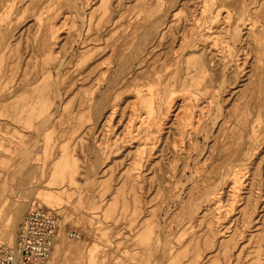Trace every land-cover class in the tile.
<instances>
[{
  "label": "rangeland",
  "instance_id": "rangeland-1",
  "mask_svg": "<svg viewBox=\"0 0 264 264\" xmlns=\"http://www.w3.org/2000/svg\"><path fill=\"white\" fill-rule=\"evenodd\" d=\"M144 1H80L77 15L65 0H0V234L11 224L12 209L33 197L34 207L54 210L68 244L82 247L80 252L71 250L59 256L54 264H139L143 248L152 242L146 239L148 226L141 229L140 237L135 235L137 222L131 221L135 210L141 208L144 213L138 220H156L172 247L189 240L188 264H257L259 257L264 260V247L263 255L257 252V235L264 233L263 35L254 36L250 45L240 42L228 47L223 43L196 49V57L207 60L215 70L204 75L205 79L213 78L208 84L215 91L191 95L183 100V106L171 108L163 121L164 135L150 157L143 145L146 139H138L132 132L137 129L141 113L135 89L147 81L135 76L165 68L161 75L168 79L176 69L173 56L182 49L179 33L162 45L153 47L150 42L141 61H129L128 67L134 71L126 78L133 82L110 92L100 119L87 105L75 107L78 91L91 88L92 96L93 86L98 87L100 78L109 74L107 69L113 72L123 60L121 57L130 51L136 24L125 30L126 25ZM107 8L110 9L106 11ZM111 11L114 25L98 22ZM179 14L180 18L184 16V12ZM260 14L264 15V9ZM114 42L121 45L117 55L111 57ZM221 60H225L231 74L223 90L219 89L222 79L221 75L215 76L218 68L214 66L219 61L223 65ZM188 62L191 69L197 68L195 58L190 57ZM181 64L186 66V58ZM8 72H12L10 80ZM55 83L59 95L51 94ZM149 87L152 91L159 88L150 85L143 89ZM5 89L16 90V97L2 102ZM49 94V124L41 126L40 114L46 106L42 103L38 109L22 114L24 101H37ZM180 94L174 97L181 100ZM190 114L195 125L185 130L182 139L180 128L189 121ZM32 117L31 123H26L25 118ZM242 117L250 121L245 134L248 143L235 156L238 142L234 137ZM24 150L29 156L21 168L22 175L18 159ZM64 166L70 172L67 176L61 174ZM222 169L226 172L225 183L217 203L205 202L199 206V213L191 216L189 209L201 194L203 177L208 172L214 177L211 171ZM255 171L259 181L252 186ZM131 174L141 183L136 190L125 186ZM235 174L243 183L236 191V200L232 183ZM68 181L71 184L67 192L61 193L60 187ZM46 193L58 195L56 203H44L41 196ZM253 195L258 198L259 208L244 222L246 201ZM32 205L23 213L14 239L0 243L12 244L16 240ZM64 214L70 219L64 220ZM211 229H215L214 239L210 238ZM65 230L79 233L81 239H69ZM237 231L241 233L237 243L244 248L225 249V238ZM209 240L213 243L206 249L204 244ZM168 255L160 257L153 252L151 264H161L164 258V264H171L167 259L171 254Z\"/></svg>",
  "mask_w": 264,
  "mask_h": 264
},
{
  "label": "bare ground",
  "instance_id": "bare-ground-1",
  "mask_svg": "<svg viewBox=\"0 0 264 264\" xmlns=\"http://www.w3.org/2000/svg\"><path fill=\"white\" fill-rule=\"evenodd\" d=\"M65 1L74 10L75 14L77 13L78 15V4L80 3V1L83 3L91 4V2L95 0H65ZM144 2H145L144 6L139 9L137 15L131 17L129 19L130 21L126 25L125 30L130 28L132 25L136 24L135 31L133 33V38H131L129 41V44L131 45L130 51L127 54H125L123 57H121L123 60H121V63L117 66V68L113 70V72L111 68L107 69L109 74L107 76L104 74L105 76L100 78L98 87L95 85L93 86L92 88L93 91L91 92L92 96H89V92L91 91V88L86 90L81 89L78 91L76 96L77 99H76L75 107L76 109H82L85 108V106L87 105V107L90 108V110L93 109L95 110L96 115L100 119L102 117L103 114L102 112L106 107V104H108L110 98L109 94H111L110 92L115 93L117 90H120L122 84L123 86L126 87L129 84H131V82H133L130 79L128 80L126 78L128 73L130 75L132 73L131 70H133L128 67L129 61H135V60L137 62L141 61V58L143 57V52L149 50L147 49V46L149 45L150 42H153L152 45L153 47L162 45L165 40L169 41L171 39H174L175 35L179 33V36L181 35L180 39H181L182 49L181 52H178L175 55V57L173 56L172 60L175 63L176 69L170 72V76L168 79L165 80L166 77L163 78V75H161V73L165 70V68L161 70H157L153 73L145 72L144 73L145 75L142 76L141 74L137 73V75L135 76V79L144 78L147 81H144L140 85H137L135 89L136 100L141 113L137 116V118L139 119L137 123V129L132 132H136V136L138 137V139H142V138L146 139V142H144L143 145L146 146L145 149L146 154L148 157H150L153 154L152 152L154 149V145L158 141L159 137L161 138V136L163 137L164 135L162 134L163 121L169 117L171 108L173 106H176V108L179 106H183L182 104L185 103L183 100H185L191 95H198L200 93L205 94L206 92L212 93L215 91V88H211L210 85L208 84L212 82L213 78L212 77L207 79L204 78V75L206 73L212 72L213 70L211 69L210 65H208L207 60H205L202 57H198V58L196 57L198 56L196 49L201 47V49L203 50L208 46L209 48L218 47L223 43H225L228 47H230L232 44H236L240 42L246 45L247 44L250 45L251 40H254V36H258V35L264 36V15L262 16L260 14V10L264 9V4H263V0H145ZM109 9L110 8H107L106 11ZM181 12H184V16L182 18L179 17L180 15L179 13ZM82 21L86 22L84 18L82 19ZM114 21L115 20L113 17V13L111 11L110 14H107V12H105L104 15L100 17L98 22L110 26V25H114ZM122 37L125 36L123 35ZM97 39L98 38H95L94 40ZM114 43L115 44H111V49H110L111 57H115L117 55L118 53L117 51L121 45L119 44V42H114ZM260 44H264V40L260 42ZM260 53H262V50L260 51ZM190 57L195 58V63L197 64L196 69H191L190 63L188 62V60H190ZM183 58H186L187 61L186 66L181 64ZM98 60L99 59H97V61ZM97 61L93 62L92 64L96 63ZM212 61L213 59H211V62ZM221 62L223 63V65H221L219 61L214 66L218 68L215 76L221 75L220 77L222 79V82L221 85L219 86L220 87L219 89L223 90L226 87L227 84L226 81L228 80V76L231 77V74L229 71L230 68H228L227 64H225L226 63L225 60H221ZM89 71H92V68L91 70L89 69ZM8 75H9L8 80H10V76L12 77V72L11 73L8 72ZM90 75L91 73L86 75V80L90 77ZM82 81L84 82L85 78H83ZM54 85L56 86H54L55 88L52 90V93L51 90H49V93L57 95L59 89L57 88V83H55ZM150 85H156L159 88L156 89L155 91H152L151 87H149V89L148 88L143 89L144 87H148ZM49 87L50 86H48L47 89H49ZM15 91L16 90L14 91H10L8 89L3 90L2 102L8 101L13 97H16L14 93ZM175 93H181L180 95L182 99L179 100L178 96L174 97ZM51 94L42 95L41 98L37 101H30L29 103L24 101L21 106L22 114H25V112L29 110H35L36 108L38 109V105L42 103L44 106L45 105L46 106L43 109L42 113L40 114L42 116V120H41L42 125L41 124L40 125L44 127V124L45 125L49 124V121L50 120L52 121V119L50 114H48L47 110L50 109ZM176 100H178L179 102ZM15 106L18 107V104H16ZM187 117L189 121L187 120V123L183 124L182 127L180 128L181 130L180 134H182V139L184 138V135L186 133L185 130L190 126L194 127L195 125L194 117L192 116V114L187 115ZM33 118L34 117L30 119L25 118L26 123L28 124L31 123V120ZM99 122L100 121H98L97 123ZM249 122L250 121L247 117H242L239 119L240 128H238V131L235 132L236 135L234 137V141L238 142L237 145H235V149L233 151V155L235 156L240 155L239 153L242 152L245 144L248 143L245 139V134L248 130ZM254 130L255 127L252 128V133H254ZM144 152L145 151H143L142 153ZM26 156H27L26 151L24 153H21L19 156L18 160H20V162L19 161L18 162L21 165L19 166L20 170L18 171L20 174H21L20 171H22L21 168H23L24 167L23 165L26 164L27 161L26 158L29 156V154L27 157ZM61 160L62 158L60 159L59 164ZM59 164H57V166ZM209 164L210 163H208V165ZM223 169L220 170V172L211 171V173L214 174V177L210 175V172H208L203 177L204 184L203 187L199 189L201 194L198 200L195 202V204L189 209V214L191 216H195L199 213L198 208L201 204L205 202H210L213 204L217 203L216 200L219 197L218 194L220 191L224 189V183H225L224 174L226 172ZM58 170H60V168ZM58 170L57 173H59ZM61 174L67 176V174H70V172L64 166L61 168ZM22 175H23V171H22ZM258 181H259L258 173H256L255 171L251 179V185L254 186L255 184L258 183ZM232 183L235 189L234 200H236L237 197L236 191L240 190L241 189L240 186L243 185L241 176L235 174L234 178L232 179ZM70 184L71 181H68V183L66 182L64 186L60 187L61 189H59V191H61V193L67 192ZM140 184L141 183L138 181L137 177L132 174L129 175L125 180V186H128L131 189L136 190L140 186ZM41 197L43 202L48 205L56 203L55 200H58L59 198L58 195L51 193H46ZM33 199H34L33 197H30L29 201H24L19 206H15L12 209L11 224L6 225L2 230L0 234L1 241L11 242L14 239L16 232L19 228V223L22 220V215L26 211V209L30 205H32ZM258 203H259L258 198L255 195L247 199L246 201L247 211L246 209L245 211H243V218H245L244 222H248L247 219L251 218L252 214L255 213L256 209L259 208ZM250 211H252V213H250ZM143 213L144 212L141 208H137L134 212L135 219L131 221V222H137L138 229H136V234H135L136 236L140 237L141 229L148 226L149 231L146 239L148 242L152 240L151 243H149L146 247L143 248L144 252L143 255L141 256V259L139 260V264H151L152 257H154L153 252L155 254L159 253L160 257L162 256L166 257V254L168 255V253H170L171 257L168 258L169 257L168 255L167 259L171 261V264H188L187 254L190 247L189 240L188 239L186 241H184L185 239L181 240L177 248L172 247L168 241L167 238L168 236L164 235V228L156 220L153 219L143 220V218L145 217H142L141 220H138L139 216L142 215ZM240 215L238 217H240ZM70 217H71L70 215L64 214L63 219L69 220ZM125 217H127V215H125ZM144 232L146 233V229L144 230ZM69 233L70 231L67 232V230H65V234L69 239L72 240L81 239V236L73 237ZM209 234H210V238L212 237L214 239L216 236L215 229H211ZM240 234L241 233L239 231L233 232L227 238H225L224 241H226V243L224 244L225 245L224 248L230 250L234 248H236L237 250H242L244 247L241 246V244L238 245L237 243L238 236ZM257 238L259 240L257 246V252L260 255H263L262 251L264 247L263 246L264 233L262 235L258 234ZM212 243L213 242L209 240V242H206L204 246L206 247V249H210ZM53 250L51 252V255L47 263L49 262L51 257H52V261H50V263L48 264H54L55 260L59 256H63L68 251L71 250L78 252L82 251V247L78 246V244L76 245L68 244L63 234V230H60L59 220H58V229L56 233V239ZM201 250H198V252H200ZM160 257L156 256L157 259ZM165 260L166 258H164V260L163 259L161 260L163 261L162 262L163 264ZM257 264H264L263 256L262 258L259 257Z\"/></svg>",
  "mask_w": 264,
  "mask_h": 264
},
{
  "label": "built area",
  "instance_id": "built-area-1",
  "mask_svg": "<svg viewBox=\"0 0 264 264\" xmlns=\"http://www.w3.org/2000/svg\"><path fill=\"white\" fill-rule=\"evenodd\" d=\"M13 244L0 243V264H46L54 247L58 229L56 213L33 207L25 215ZM80 236L75 231L69 233Z\"/></svg>",
  "mask_w": 264,
  "mask_h": 264
}]
</instances>
